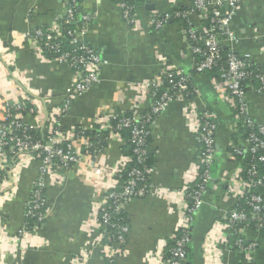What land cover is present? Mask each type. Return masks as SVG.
<instances>
[{
	"label": "crops",
	"instance_id": "0c3cea01",
	"mask_svg": "<svg viewBox=\"0 0 264 264\" xmlns=\"http://www.w3.org/2000/svg\"><path fill=\"white\" fill-rule=\"evenodd\" d=\"M191 2L178 0L186 7ZM79 7L84 14L97 15L86 41L106 64L102 68V82L73 100L61 129L91 127L129 111L137 117L145 115L151 100L147 98L141 103L140 88L160 77L163 58L169 66L192 73L197 113L208 110L218 116L221 127L216 135L217 177L224 172L232 174L236 164L227 154L234 140L231 131L234 110L219 80L193 71L197 58L182 34L181 25L172 22L161 30L136 31L123 19L114 0H82ZM174 7L173 0H143L138 3L137 11L146 21L152 14H164ZM65 16V0H0V119L6 104L22 100L23 93L48 95L53 106L64 102L66 92L75 82V72L65 64L41 57L25 34L59 27ZM205 18L195 14L192 21L200 28ZM231 26L238 41L224 46L242 58L248 56L247 60L264 74V0H242ZM247 108L256 124L264 123V93L248 91ZM193 120L185 116V101L176 100L152 125L151 147L155 159L151 182L157 191L126 206L129 231L125 254L110 262L99 248L87 246L91 237L99 234L89 233V228H94L96 204L123 167L125 140L118 138L109 141L95 162L87 159L65 170L59 182L47 179L49 214L37 234H28L22 240L24 244H19L22 264H155L158 249L168 243L177 229L178 211L182 207L180 193L198 158L200 146ZM95 166L102 172L97 174ZM39 170L37 161L23 168L15 197L3 206L6 230L12 236L24 226L25 211ZM223 193L222 188L216 189L213 184L205 196V203L196 214L187 264H264V230L247 229L242 234L246 242L256 244L252 261L245 252L233 250L229 235L228 243L224 240L219 216L230 205L223 199ZM207 246L215 250L216 257ZM84 248H88L90 256L86 261L80 259ZM11 262L13 258L7 255L3 264Z\"/></svg>",
	"mask_w": 264,
	"mask_h": 264
},
{
	"label": "built area",
	"instance_id": "2783aa9c",
	"mask_svg": "<svg viewBox=\"0 0 264 264\" xmlns=\"http://www.w3.org/2000/svg\"><path fill=\"white\" fill-rule=\"evenodd\" d=\"M77 1L65 0L66 16L59 27L50 26L46 30L36 29L25 34L26 40L35 47L41 57L47 59L48 54H58L56 59L50 61L65 64L75 72V82L66 92L64 102L62 105L53 106L51 97L48 95L41 97L23 93L22 100L6 104L0 119V264H3L7 255L13 258L12 264H22L23 258L19 244L23 242L25 236L35 235L39 230L38 226L29 224L28 217L43 222L49 214L46 197L47 179L53 178L59 182L65 170L78 166L87 159L95 162L99 154L106 149L101 146V142L108 146L109 141L122 139V130L128 128L133 129L132 142L136 147L134 152L137 162L143 165L147 154L144 148L145 140L151 132L144 130V125H142L144 122L141 120L146 119L152 128L158 116L176 100L185 101V116L189 120L194 119L195 133L200 148L197 161L192 164L189 177L180 193L182 207L178 211L179 223L172 236L175 240V247L166 254L167 243L161 245L155 255L157 260L155 264H187L189 246L193 241L196 214L204 205L205 196L213 184L216 189H223V199L230 205V209L222 211L219 216V225L225 232L224 240L228 243L229 232L231 230L236 232L239 235L236 246L252 261L256 244H246L242 234L249 229V224L252 222L257 230H264V195L254 192V189L264 187V176L259 174L257 166L258 162L264 166V123L256 124L249 115L244 83L250 80L259 81L260 87L255 92L263 94L264 74L250 70L252 66L247 60L248 56L241 58L233 50L227 54L225 66L221 70L220 82L227 90V100L234 110L231 131L233 137L238 136L237 141L235 138L232 140L227 154L236 164L232 174L224 172L217 177L216 135L221 127L218 116L208 110L197 113L194 99H189L190 89L195 96L197 93L192 83V73H185L182 69L169 66L163 58H161L160 77L143 84L140 88L143 99L141 103L143 104L147 98L151 100L149 110L145 115L137 117L132 112L133 117L121 118L116 126H112L109 121L117 116L116 114L105 122L95 123L91 127L78 125L64 131L61 129V122L70 111L73 100L102 82V68L106 64L99 52L93 46H88L86 41L89 27L97 19V15L84 14L80 11V19L77 20L75 14L77 6L79 9ZM241 1L192 0L183 11L171 10L164 14L154 13L146 21L140 18L137 11L138 3L135 1L134 3L129 0H116L115 2L123 19L136 31L161 30L176 18L186 20L187 28L182 27V34L197 58L193 71L200 74L213 69L222 61L221 45H233L238 41L231 21ZM173 2L175 7L179 4L178 0H173ZM195 14L204 17L210 15V24L199 28L192 21ZM63 24H76V27L63 31ZM65 39L72 40L76 45L75 52L82 51V53L61 52L60 43L55 41L61 42ZM164 78L169 87L162 92L161 97L157 98L159 89L164 86ZM27 105H31L32 108L25 113ZM97 124L102 125L100 132L108 131V134L100 135L101 142L95 144L83 132L87 129L92 130ZM241 124L250 130L245 137L239 134ZM27 130H39L42 136L40 139L34 138L28 134ZM247 155H252V159L248 161ZM238 157L239 161H236ZM122 158V169L111 179L105 194L98 200L95 207L94 228H89V233L93 234L94 231H98L99 234L96 238L93 235L91 242L87 244L91 249L99 248L104 258L110 262H114L126 251L129 227L123 224V219L118 216L134 199L154 194L157 191L151 182L153 169L146 167L133 168L128 179L122 184L121 191L116 190L127 164L132 162L131 157L123 156ZM33 161L40 164L39 176L35 180L28 201L24 226L12 236L6 230L2 216L3 206L15 197L21 171ZM95 172L99 174L102 169L95 166ZM245 175L248 178H245ZM108 200H111V203ZM244 205H247L249 210ZM178 233L179 236H176ZM207 248L213 255L217 254L215 250L213 252L211 246ZM89 257L88 248H84L80 259L86 261Z\"/></svg>",
	"mask_w": 264,
	"mask_h": 264
},
{
	"label": "trees",
	"instance_id": "16d2710c",
	"mask_svg": "<svg viewBox=\"0 0 264 264\" xmlns=\"http://www.w3.org/2000/svg\"><path fill=\"white\" fill-rule=\"evenodd\" d=\"M116 1V0H115ZM131 3H134V1L136 3H139V2H143V0H129ZM80 2H82V0H78L77 3L80 4ZM186 6H183V5H180V4H177L176 7L173 9L175 11H183L185 10ZM79 12V13H78ZM76 19H80V7L78 9V6H77V11H76ZM64 22V21H63ZM174 23H178L181 25V27H184V28H187V21L182 19V18H176L174 19L173 21ZM203 24L205 26H208L210 24V15H207L206 18L204 19V22ZM76 27V24H70V25H66V24H63L62 25V30L63 31H68L70 29H75ZM47 28H43L42 30H46ZM56 43H60V49H61V52H75V49H76V45L73 44L72 40H63V41H55ZM87 45L88 46H92L89 42H87ZM202 45V44H201ZM220 50H221V53L223 55V58H222V61L218 64V66L214 67L213 69L207 71L206 73L213 79H217L220 81L221 79V70L222 68L225 66V60H226V56L228 53H230V49L229 48H226V46L224 45H221L220 46ZM75 53H78V54H81V52H75ZM58 56V54H48L46 55V58L47 60H54L56 59V57ZM238 56V55H237ZM240 57V56H239ZM242 58V57H241ZM249 62V61H248ZM249 64L252 66L250 70H253V71H259L257 70L250 62ZM245 85V90L248 92V91H254L257 90L259 87H260V82L257 81V80H250V81H247L246 83H244ZM168 84H167V81L166 79L164 78V86L162 88L159 89V92H158V96L157 98L161 97V94L162 92H164L167 88H168ZM191 92L190 96H189V99H194L195 97V94L193 93L192 89L189 90ZM32 108L31 105H27L26 106V109H25V113H27L30 109ZM124 117H127V118H131L133 117V113L132 112H124V113H120V114H117V116L115 117H112L109 121L110 125L112 126H116V124H118V122L120 121L121 118H124ZM141 122H144L142 125H144V130L148 131L149 133L152 132V128H151V125L150 123H147L146 122V119H142ZM140 125V126H142ZM78 130H81L78 128ZM102 125L101 124H97L93 127V129H87L85 130L83 133L84 135L88 136L91 138L92 142L93 143H99L101 142L100 139H101V136L100 135H107L108 134V131H102ZM28 131V134L32 135L34 138H37V139H40V137L42 136V133L38 130H27ZM132 131L133 129L132 128H128V129H124L122 130L121 132V136L122 138L125 140V145L123 146V149H122V153H123V156L124 157H131L132 158V162H130L129 164H127V167L125 168V171L123 172V174L121 175V182L118 184V187L116 190H119L121 191V187H122V184H124V182L128 179V175L129 173L132 171L133 168H140V169H143V167H146L148 169H153V166H154V159H155V155H154V150H152V147H151V136H152V133L151 134H148L146 136V144L144 146V148L146 149V152L147 154L145 155V159H144V164L141 165V164H138L137 162V156L135 155V144L132 142ZM250 130L247 128V127H244L243 124H241V129H240V133L243 137H245L247 135V133L249 132ZM20 134V132H19ZM237 135H234V138L235 140L237 141ZM235 141V142H236ZM100 145V144H99ZM101 146L103 148L107 147V144L104 143V142H101ZM246 159L249 161L252 159V155H247L246 156ZM236 161H239V157L237 158ZM257 166H258V170H259V174L261 176H264V166L262 163L258 162L257 163ZM117 178V177H116ZM245 178H248L247 175H245ZM118 179V178H117ZM254 192L255 193H260V194H263L264 195V187H258L257 189H254ZM109 201V200H108ZM111 203V200L109 201ZM108 202V204H110ZM244 207L249 210V208L247 207V205H244ZM127 215H126V209H124L121 214L118 216V218H122L123 220V224H128L127 223V219H126ZM27 221L29 222V224L32 226H38L39 228L41 227V225L43 224V222H39L36 218H30L28 217ZM249 229H252V230H257L256 229V226L255 224L252 222L249 224ZM229 242H230V245L231 247L233 248V250H240L237 246H236V242L237 240L239 239V235L234 232L233 230H231L229 232ZM176 236H179V233L178 235L176 234ZM246 244H248V242H246ZM175 247V240L174 239H170L166 245V249H165V252L167 254V252L174 248ZM189 251V250H188ZM188 256H189V252H188Z\"/></svg>",
	"mask_w": 264,
	"mask_h": 264
}]
</instances>
